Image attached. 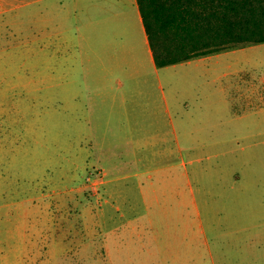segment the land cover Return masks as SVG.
Returning <instances> with one entry per match:
<instances>
[{"label":"rangeland","instance_id":"rangeland-1","mask_svg":"<svg viewBox=\"0 0 264 264\" xmlns=\"http://www.w3.org/2000/svg\"><path fill=\"white\" fill-rule=\"evenodd\" d=\"M42 3L0 0V264H22L16 253L26 242L36 251L64 227L100 222L89 215L101 206V173L77 152L85 138L74 136L75 92L59 89L53 57L37 51ZM213 60L199 65L197 77L192 66L169 71L170 80L183 83L171 91L179 100L192 107L193 84L203 103L192 136L176 139L208 146L174 152V171L186 161L190 230L205 229L195 241L210 249L214 264H264V43ZM234 171L240 191L231 199ZM232 217L237 221L229 224Z\"/></svg>","mask_w":264,"mask_h":264},{"label":"crops","instance_id":"crops-1","mask_svg":"<svg viewBox=\"0 0 264 264\" xmlns=\"http://www.w3.org/2000/svg\"><path fill=\"white\" fill-rule=\"evenodd\" d=\"M39 1L37 51L53 57L59 89L75 92L74 136L85 138L77 142V152H86L100 170L102 200L89 215L100 217L99 223L64 227L36 251L26 242L16 259L22 264H214L210 249L206 253L195 241L205 229L200 224L190 230L186 161L178 172L172 159L174 152L208 147L201 141L182 146L176 139L178 133L184 142L192 136L190 123L203 118L198 112L203 103L193 84L192 107L179 100L171 91L183 83L170 80L169 71L192 66L197 77L199 65L218 63L235 49L157 67L136 0ZM230 180L234 189L238 172ZM239 191L232 190L231 199Z\"/></svg>","mask_w":264,"mask_h":264},{"label":"trees","instance_id":"trees-1","mask_svg":"<svg viewBox=\"0 0 264 264\" xmlns=\"http://www.w3.org/2000/svg\"><path fill=\"white\" fill-rule=\"evenodd\" d=\"M157 67L264 43V0H136Z\"/></svg>","mask_w":264,"mask_h":264}]
</instances>
